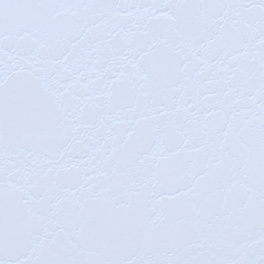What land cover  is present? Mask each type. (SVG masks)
<instances>
[{"label": "snow or ice", "instance_id": "obj_1", "mask_svg": "<svg viewBox=\"0 0 264 264\" xmlns=\"http://www.w3.org/2000/svg\"><path fill=\"white\" fill-rule=\"evenodd\" d=\"M0 264H264V0H0Z\"/></svg>", "mask_w": 264, "mask_h": 264}]
</instances>
